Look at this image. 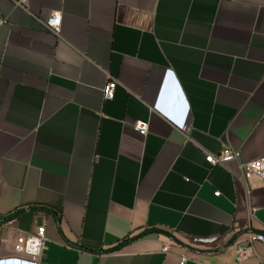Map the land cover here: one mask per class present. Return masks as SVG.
<instances>
[{
    "label": "crops",
    "instance_id": "crops-1",
    "mask_svg": "<svg viewBox=\"0 0 264 264\" xmlns=\"http://www.w3.org/2000/svg\"><path fill=\"white\" fill-rule=\"evenodd\" d=\"M0 13V264H31L13 243L40 225L44 264H260L261 242L236 250L264 232V181L206 156L264 155V0H0Z\"/></svg>",
    "mask_w": 264,
    "mask_h": 264
},
{
    "label": "built area",
    "instance_id": "built-area-1",
    "mask_svg": "<svg viewBox=\"0 0 264 264\" xmlns=\"http://www.w3.org/2000/svg\"><path fill=\"white\" fill-rule=\"evenodd\" d=\"M6 22L5 18L0 13V25ZM62 23V16L59 13H53L46 20H44V25L49 30L57 33L60 30ZM116 80L111 78L108 83L103 88V96L105 100H110L114 98L115 95ZM141 135H146L148 133V124L144 122H138L136 124ZM206 162L211 166L216 165H226L231 162L237 163L236 175L243 180H248L252 176L259 177L264 181V155L259 158L244 161L241 158V154L238 150L226 146L222 148L217 153L208 154L206 156ZM219 195V192H216ZM16 217H11L7 220V225L14 224ZM3 240L0 238V242ZM5 241V240H4ZM8 241V240H6ZM5 241V242H6ZM250 244L248 247L240 246L237 248V258L242 260L246 258L249 254V250L253 249L254 242H261L264 245V232L253 234L249 240ZM46 242V227L40 225L37 229L26 235H18L13 243L14 256L22 261L29 262L31 264H44L42 259L45 250ZM170 249L169 245L163 247V252H168ZM254 251V249H253ZM260 264H264V258L259 257ZM185 258L182 257V263L185 262Z\"/></svg>",
    "mask_w": 264,
    "mask_h": 264
},
{
    "label": "trees",
    "instance_id": "trees-1",
    "mask_svg": "<svg viewBox=\"0 0 264 264\" xmlns=\"http://www.w3.org/2000/svg\"><path fill=\"white\" fill-rule=\"evenodd\" d=\"M19 211H20V210H16L15 212L9 214L8 218H11V217H16V218H18V216H19ZM126 242H127V240H123L120 244H123V243H126Z\"/></svg>",
    "mask_w": 264,
    "mask_h": 264
}]
</instances>
